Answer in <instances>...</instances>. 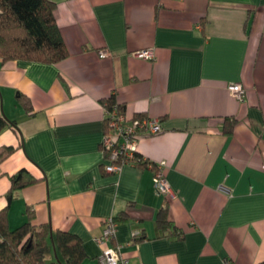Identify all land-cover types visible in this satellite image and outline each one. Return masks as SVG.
Segmentation results:
<instances>
[{"label": "crops", "instance_id": "0c3cea01", "mask_svg": "<svg viewBox=\"0 0 264 264\" xmlns=\"http://www.w3.org/2000/svg\"><path fill=\"white\" fill-rule=\"evenodd\" d=\"M51 1L68 56L0 58V115L15 125L0 132V210L8 206L10 227L49 225L50 261L61 264L56 231L80 238L82 264H103V250L118 245L128 264L264 261V0ZM146 49L153 60L138 56ZM112 96L128 118L161 121L160 133L139 136L138 153L165 162L171 196L156 192L145 166L106 171ZM21 170L26 185L9 202ZM163 208L173 224L164 230ZM109 216L116 236L98 244Z\"/></svg>", "mask_w": 264, "mask_h": 264}, {"label": "trees", "instance_id": "16d2710c", "mask_svg": "<svg viewBox=\"0 0 264 264\" xmlns=\"http://www.w3.org/2000/svg\"><path fill=\"white\" fill-rule=\"evenodd\" d=\"M55 10L56 4L51 0H0V58L4 62L25 60L44 63H57L65 59L68 50L57 23ZM19 100L30 109L29 98L21 95ZM115 105L125 113V107L116 102L114 96L105 103L107 108ZM142 117L144 116L134 118ZM230 123L234 125L236 120L232 119ZM8 125L15 127L14 123L0 115V132ZM12 150L13 148L7 147L4 153L9 154ZM103 152L104 155L107 153L106 150ZM137 157L140 159L138 165L146 167L148 161L139 153ZM25 176V170L12 176L11 190L7 194L9 202L12 200L13 190L26 185ZM169 220V210L161 209L158 223L163 230L170 228L172 223ZM51 236L52 230L47 224L34 225L31 221H26L16 228H11L8 206L1 209L0 264H47L46 255L53 240ZM54 241L58 257L64 259L66 264H82L86 253L79 237L69 232L56 231ZM258 264H264V261Z\"/></svg>", "mask_w": 264, "mask_h": 264}, {"label": "built area", "instance_id": "2783aa9c", "mask_svg": "<svg viewBox=\"0 0 264 264\" xmlns=\"http://www.w3.org/2000/svg\"><path fill=\"white\" fill-rule=\"evenodd\" d=\"M101 57L109 55L107 51L100 52ZM138 56L153 60L155 52L153 49L142 50ZM232 95L239 101H245V90L240 83H234L229 86ZM106 110V127L107 131L102 141V149L106 150L107 172H119L124 165L129 163L139 164L138 138L140 135H155L163 130L161 121L148 117L128 118L125 113L121 112L117 105L111 108L105 107ZM147 168L154 173V183L156 192L166 197L171 196V187L166 175V164L164 161L153 162L147 158ZM118 223L112 216L105 218L101 236L97 239L98 244L109 243L117 232ZM135 236V235H134ZM122 246L106 247L101 255L103 264H128V258L121 255ZM223 264H231L229 259H225Z\"/></svg>", "mask_w": 264, "mask_h": 264}, {"label": "rangeland", "instance_id": "374dc122", "mask_svg": "<svg viewBox=\"0 0 264 264\" xmlns=\"http://www.w3.org/2000/svg\"><path fill=\"white\" fill-rule=\"evenodd\" d=\"M48 253H49V255H48ZM49 256H51V254L48 251L47 252V264H61L59 261L57 262V259H55V261H50V257Z\"/></svg>", "mask_w": 264, "mask_h": 264}, {"label": "water", "instance_id": "95a60500", "mask_svg": "<svg viewBox=\"0 0 264 264\" xmlns=\"http://www.w3.org/2000/svg\"><path fill=\"white\" fill-rule=\"evenodd\" d=\"M52 237V236H51Z\"/></svg>", "mask_w": 264, "mask_h": 264}]
</instances>
